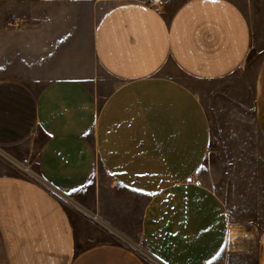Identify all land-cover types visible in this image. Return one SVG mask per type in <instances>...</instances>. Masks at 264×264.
Segmentation results:
<instances>
[{"label":"crops","instance_id":"1","mask_svg":"<svg viewBox=\"0 0 264 264\" xmlns=\"http://www.w3.org/2000/svg\"><path fill=\"white\" fill-rule=\"evenodd\" d=\"M28 1L11 14L26 0H0V146L43 139L28 148L36 180L0 172V264H148L133 240L160 264L245 253L264 264V219L248 251L225 245L227 206L202 181L210 123L182 77L241 68L253 34L235 0H182L170 13V0ZM80 18L92 70L78 65ZM253 123L264 146V54ZM87 184L92 198L74 207L120 241L78 247L59 193Z\"/></svg>","mask_w":264,"mask_h":264},{"label":"rangeland","instance_id":"2","mask_svg":"<svg viewBox=\"0 0 264 264\" xmlns=\"http://www.w3.org/2000/svg\"><path fill=\"white\" fill-rule=\"evenodd\" d=\"M79 1L86 4L92 2ZM166 1L163 2L168 4ZM181 1L170 0L167 12L170 13ZM235 2L245 12L253 34L251 51L241 68L216 79L200 80L183 75L182 77L200 99L210 123L209 150L201 166L204 171L202 181L213 186L227 206L228 229L225 245H228L229 250L242 252L250 249L252 231L254 227L259 229L264 219V146L258 141L253 126V81L264 54V0ZM31 5L34 4L28 0L24 8H14L11 5V14L24 10L27 13ZM78 23L76 27L79 42L78 65L81 70H92L95 64L87 44V23L81 18ZM170 69L175 71L172 66ZM29 84L33 87L32 81H29ZM42 139V134L37 132L25 142V145L0 146V172L29 176L30 179L36 180L34 160L28 155V148L37 147ZM257 151H261V155H258ZM33 153L32 150L31 155ZM24 158L27 162H23ZM24 164L29 171H23ZM106 176L104 173L101 175L102 178H106L105 181L108 178ZM92 194L91 184L77 191L59 193L63 206L73 218L79 248L95 243L120 241L117 237H111L112 233L97 225L96 219L93 218L95 214H91L93 215L91 218L78 212L74 207L76 203L87 204ZM231 227L235 230L234 240L228 241ZM133 247L141 253L148 264H160L150 256L143 242L133 240ZM227 264H254L253 253L229 256Z\"/></svg>","mask_w":264,"mask_h":264},{"label":"built area","instance_id":"3","mask_svg":"<svg viewBox=\"0 0 264 264\" xmlns=\"http://www.w3.org/2000/svg\"><path fill=\"white\" fill-rule=\"evenodd\" d=\"M144 2L147 3V4H149V5H155V4H159V3H161L162 0H144ZM23 162H27V159L24 158V159H23ZM22 169H23V171H25V172L29 171V169H28V167H27L26 164L23 165V168H22ZM226 238H227V236H226Z\"/></svg>","mask_w":264,"mask_h":264},{"label":"bare ground","instance_id":"4","mask_svg":"<svg viewBox=\"0 0 264 264\" xmlns=\"http://www.w3.org/2000/svg\"><path fill=\"white\" fill-rule=\"evenodd\" d=\"M230 229V231H229V234H228V236H229V239H228V241H233L234 239V234H235V230H234V228H229Z\"/></svg>","mask_w":264,"mask_h":264}]
</instances>
